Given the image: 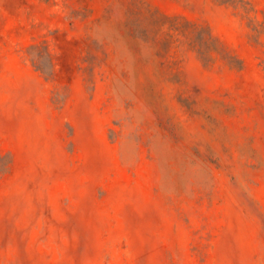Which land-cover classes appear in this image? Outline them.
<instances>
[{
  "label": "rangeland",
  "instance_id": "374dc122",
  "mask_svg": "<svg viewBox=\"0 0 264 264\" xmlns=\"http://www.w3.org/2000/svg\"><path fill=\"white\" fill-rule=\"evenodd\" d=\"M247 1L0 0V264H264Z\"/></svg>",
  "mask_w": 264,
  "mask_h": 264
},
{
  "label": "trees",
  "instance_id": "16d2710c",
  "mask_svg": "<svg viewBox=\"0 0 264 264\" xmlns=\"http://www.w3.org/2000/svg\"><path fill=\"white\" fill-rule=\"evenodd\" d=\"M222 2H227V3H232V4H235L236 6H239V7H242L244 9H249V7H251V3L247 0H220ZM264 12V10H263ZM255 31H258V32H263L264 31V19L261 21V26L259 27H255ZM7 166V163H2V165H0V172L2 170H4Z\"/></svg>",
  "mask_w": 264,
  "mask_h": 264
}]
</instances>
